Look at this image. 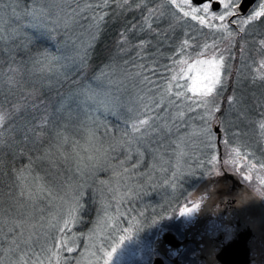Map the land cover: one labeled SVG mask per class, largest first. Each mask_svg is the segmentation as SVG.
I'll return each mask as SVG.
<instances>
[{
  "label": "rangeland",
  "instance_id": "1",
  "mask_svg": "<svg viewBox=\"0 0 264 264\" xmlns=\"http://www.w3.org/2000/svg\"><path fill=\"white\" fill-rule=\"evenodd\" d=\"M34 8L32 11L38 16L37 20L40 19L50 27L66 22L67 18L66 16L64 18V14L70 9L69 1L66 0H36ZM26 25L28 26L29 23ZM253 26H249L248 42H251V45L247 46V49L249 51V47L254 44L251 57L258 60L264 55L258 47L259 38L262 37ZM247 57L244 54L242 59L251 63ZM238 68L242 69L238 95L245 100L250 97L256 99L243 106L245 111L239 115V118L237 115H231L229 124L220 127L224 133L220 141L222 159L234 160L235 169L240 173V177L243 179L244 176L250 175V180H243L251 183L255 191L257 189L262 191L263 185L260 181L264 179V168L261 167L264 165V153L256 154L250 151L264 150V130L259 128L264 114L259 103L264 100V87L249 83V72L245 65L241 64ZM129 77L131 76L118 75L114 82H108V79L104 78L105 81L101 80L103 83L88 89L87 96L82 88L65 105L68 114H58L60 131L56 132L55 138L62 141L64 145L62 153L64 151L66 159L63 161L66 171L60 179L63 192L60 193L54 188L58 203L56 202L54 208L51 206L52 209L49 206L43 207V201L39 200V207L42 209L38 208L37 216L32 218L38 234L47 236L54 230V235L52 234L54 251H58L56 244L60 239L67 236L68 241H71L75 238L77 252H61V264L67 257L79 258L81 264H97V260L98 264H103L105 251H112L109 264H144L145 259L152 253L153 241L165 231L162 224L166 222L165 217L172 215H165V211L161 210L165 200L180 196L182 199L177 203L180 205L177 208L179 214V209L184 204L197 199L192 192L198 183L192 184L188 189L187 186L178 185L176 182L173 186V180L175 178L184 180L185 176L192 175L193 172L211 169L209 161L213 156L217 157L216 167H220L215 133L212 130L215 122L206 124L195 112L187 113L183 118L185 122L169 119L165 126L164 121L153 120L141 129V132L146 130L147 135L134 133L132 125L134 123L139 125L140 120L148 119L149 115L154 113L145 105L150 106L154 101L160 100L161 95L157 97L149 93L150 87L143 83L142 78L136 79V82L128 79ZM230 85V93L227 95L232 94L233 89L237 87V80L232 78ZM83 97L90 99V106L87 108L82 102ZM199 111L203 114V109ZM97 112L104 113L108 119H102L100 116L95 120L88 116ZM171 115L176 117V111L172 110ZM112 117L123 121L126 126L123 128L124 133L120 132L118 126H113L119 120L115 118L112 120ZM86 120L91 126L86 125ZM176 124L179 126H174ZM225 127L229 129L227 132H224ZM206 129H211V134H208ZM60 146L62 148L61 144ZM113 146L115 152L112 150ZM193 146L198 151H196L198 162L187 166L188 162H185V158L188 160L190 156L187 151ZM200 149H210V152L202 157ZM237 151L239 156L246 159L245 162L238 159ZM145 152L147 156H144ZM111 156L114 157L112 161ZM120 161L125 163L117 169L120 174L115 175L110 165L119 164ZM124 169L128 171L125 172ZM225 170L233 171V167L229 166ZM100 181L105 183L101 185ZM87 188L92 189L97 205L89 228L82 233H75L73 226L76 221H73L69 225L70 230H66L65 233L60 232L64 220L68 219L69 212L76 207V202ZM149 195L152 199L156 195V199H148ZM21 201L24 202L23 198ZM37 204L36 201L35 205ZM137 206H141V209L135 208ZM77 213L78 208L72 214L76 216ZM140 217L148 219V224L143 230L145 236L142 237L136 233ZM20 219L24 221V215ZM121 237L125 239L121 240ZM81 253L83 256L78 255ZM51 260L52 264H57L54 257Z\"/></svg>",
  "mask_w": 264,
  "mask_h": 264
},
{
  "label": "trees",
  "instance_id": "2",
  "mask_svg": "<svg viewBox=\"0 0 264 264\" xmlns=\"http://www.w3.org/2000/svg\"><path fill=\"white\" fill-rule=\"evenodd\" d=\"M66 1H69L70 8L64 14V18L66 16L67 20L65 19L66 22L64 21L59 26L54 27L42 23L40 19L37 20V15L33 17L21 16L19 20H16L11 14L10 0H2L4 11L0 13V104L3 105L5 110L13 107L15 119V124L11 128L0 130V237L9 228H14L15 224H22V228H15L18 234L22 233L20 237L21 248L28 252L31 259H35L32 256L34 250L37 256L41 258L42 264H52L48 249L52 251L55 249L53 247L55 243L52 239L54 230L49 232L47 236L38 234L32 217L37 216L38 208L42 209V207H39V200L43 201V207L49 206L51 208L52 206L54 208L56 202L58 203L55 190H59L60 193L63 192L60 179L66 171L63 166V161H66V159L64 151L62 153V150H64L62 141L55 138L56 132L60 131L58 114H68L65 105L70 102L69 99L82 88H84L83 91L86 92L87 96L88 89L93 85L103 83L101 80H104V78H107L108 82H114L115 77L118 75L125 77L129 75L131 77L128 79L136 82L140 78L143 79V70L138 65L144 63V61L137 59L135 63L132 62L136 51L133 45L138 42V39L133 38L130 30L128 33L129 43L126 45L128 48L127 55L118 43L119 34L124 31L127 25L143 23L140 12L135 9V5H132L130 9L128 6L123 5V0H119L121 6H118L116 2H110L108 7L100 8L98 6L100 0H77L81 11L73 15V9L77 8V3H71V0ZM136 2L147 4L150 8L160 6L161 11L165 13L159 19L160 28L163 33L170 34L172 39H176L178 36L183 39L185 38L183 33L190 31L188 26L181 28L174 20L171 21L172 27H169L171 18L168 14L169 6L166 0H136ZM35 3L36 0H18V2L17 0H11V5L16 7L19 12L32 11L35 9ZM129 4H132V0H129ZM104 12H107V15L104 16L102 21L98 20V17L103 15ZM152 22L155 27V19ZM26 23H29V25L27 26ZM144 26L146 27V25ZM258 31L260 32L259 36L263 38L264 25L263 30ZM93 32H95L94 41L90 40V34ZM141 35L143 33H137V37ZM249 36L250 34H247L246 40H240V44H245V41H247L246 47L250 46ZM203 39L202 37L201 42H203ZM208 39L211 42V39ZM237 39L239 40V37ZM74 44L76 45L75 48L73 47ZM82 44L84 49L87 50V58L80 66ZM153 45H155V41H153ZM168 47H171L170 41L165 42L161 47V51ZM221 47L224 48L227 45L222 44ZM253 47L254 44L249 47V51L245 52L247 56L253 54ZM233 51H236V48ZM145 55L153 57L158 66L170 63L166 59L168 55H171L170 52H165L162 57L153 48ZM225 55H228V53H225ZM229 64L235 72L236 68L243 63L237 64L236 60H232L229 61ZM166 74L171 75L172 73L168 71ZM231 80L232 78L228 79V90L225 91V96L230 93ZM167 82V80H161L163 85H166ZM149 93L157 97L161 95L154 87L150 88ZM89 101L88 97H83L82 102L87 105L86 108L90 106ZM222 107H224V104H222ZM88 116L95 120H98L100 116H102V119H108L104 116V113L99 112ZM154 116L155 112L150 114L147 120L151 123L154 119L150 117ZM114 118L117 119V117H112V120H115ZM86 125L91 126L87 120ZM97 126L99 127V125ZM113 126H118L120 132L124 133L123 128L126 126L123 121L119 120ZM98 127L96 130H98ZM12 129L16 130L13 131ZM115 134L116 132H114ZM29 137L35 141L34 145H28L33 155L40 156L43 153L42 160H35L31 170L24 172L26 177L24 185L29 191L35 192L37 184L44 187V191L31 200L28 199L27 195L23 197L19 195L20 186L16 176L11 171L12 169L26 168L28 160L25 156L13 157L8 148L9 144L12 145L13 151L16 150L17 145L23 148L24 143L21 142L27 143ZM36 149H41V151ZM196 149L194 146L188 149L187 152L190 156L188 160L185 158V162H188L187 166L198 162L196 157L198 151ZM247 150L250 151L248 148ZM200 151V156H204V154L210 152V149H200ZM250 152L259 154V152L264 153V150ZM247 155L250 156L248 153ZM144 156H147L146 152ZM204 172L205 170L193 172L192 175L185 176L184 180L175 178L173 184L176 182V184L187 186L189 189L192 184L199 181ZM36 176L41 179L36 181L34 179ZM54 188L56 189L54 190ZM22 198L24 202L21 201ZM148 199H156V195L153 199L149 195ZM180 199H182L180 196L166 199L161 210L165 211V215L174 214L178 207L177 203L181 201ZM36 201L38 202L37 205H35ZM79 204L82 210L78 208L77 220L73 226L75 233L86 231L95 216L97 205L91 188L85 189V192L81 194ZM135 208L141 209V206ZM23 215L24 221L20 219ZM169 217H165L166 222L162 223L163 226L170 222ZM139 219L140 224L137 225L136 233L142 237L145 236L143 230L148 224V219L145 217ZM24 241L28 243L25 244ZM2 252H4V248H0V253ZM150 256L145 259L144 264L149 263ZM2 258L0 257V259ZM17 258L12 257L13 260Z\"/></svg>",
  "mask_w": 264,
  "mask_h": 264
},
{
  "label": "snow or ice",
  "instance_id": "3",
  "mask_svg": "<svg viewBox=\"0 0 264 264\" xmlns=\"http://www.w3.org/2000/svg\"><path fill=\"white\" fill-rule=\"evenodd\" d=\"M110 2H116L118 6H121L119 0H100L98 6L106 8ZM71 3H77V0H71ZM166 3L169 6L168 14L171 18L169 27H172L171 21L174 20L181 28L185 26L190 28V31L183 33L185 38L180 39L178 36L176 39H172L170 34L163 33L159 19L165 13L161 11L159 5L150 8L147 4L137 3L136 0H132V4H129V0H123V5L128 6L130 9L132 5H135V9L140 12L143 23L127 25L124 31L119 34V47L127 55L128 48L126 45L129 43L128 33L131 30L133 38L138 39V42L133 45L136 51L132 62L135 63L137 59L144 61V63L138 65L143 70V83L150 88L154 87L156 91L161 93L160 100L154 101L150 106L145 105L151 112H155V116L150 118L164 121L165 126H167L169 119L185 122L184 116L187 113L195 112L206 124L215 122L218 128L225 126L229 124L231 115H237V118H239V115L245 111L243 106L252 103L256 99L250 97L245 100L238 95V83L242 69L236 68L233 72L229 61L236 60L237 64L243 63L248 68L249 83L253 86L258 84L260 87H264V55H261L260 59L257 60L249 54L247 59L251 60V63H247L246 60L242 59L245 52L248 51L247 41H245V44H240V40H245L250 31L249 26L264 25V0H258V2L257 0H166ZM9 6L11 7L12 17L16 20H19L21 16H36L35 12L31 10L19 12L16 7L11 5V0ZM3 11L4 5L0 0V13ZM78 11L81 10L77 3V8L73 9V15H76ZM106 15L107 12H104L103 15L98 17V20L102 21ZM154 19L156 21L155 27L152 22ZM137 33H143V35L137 37ZM202 37L204 38L203 42H201ZM237 37H239V40ZM208 38L211 39V42ZM90 40H95V32L90 34ZM153 41H155V45H153ZM168 41H170L171 47L161 51V47ZM222 44L227 45V47L222 48ZM73 47L75 48L76 45L74 44ZM258 47L264 52V38L258 41ZM153 48L162 57L165 52H170L171 55L166 57L170 63L158 66L153 57L145 55ZM234 48H236V51H233ZM225 53H228V55H225ZM80 55L82 57L80 66H82L84 59L87 58V50L84 49L83 44L81 45ZM168 71L172 74H166ZM229 78L237 80V87L233 89L232 94L225 96L224 93L228 90ZM161 80H167L168 82L166 85H162ZM165 98L167 99L165 100ZM259 103L262 113H264V100L259 101ZM222 104L226 107H222ZM200 109H203V114L200 113ZM172 110L176 111V117L171 115ZM13 111V107L5 110L3 105L0 104V130H8L15 124ZM148 124L149 120L142 119L139 121V125L135 123L132 125V131L147 135V131L141 132V129ZM174 126L178 127L179 125ZM259 128L264 130V114H262ZM12 130L15 131L16 129ZM228 130L225 127L224 132ZM206 131L211 134V129H206ZM223 135L224 133H221V138H223ZM21 143H24L23 148L17 145L16 150L13 151L11 144L8 145V148L13 157L25 156L28 160V166L24 169H12L11 171L16 176L20 186L19 195L21 197L27 195L28 199L31 200L37 194L42 193L44 187L37 184L35 192L29 191L24 185L26 179L24 172L31 170L35 160H42L43 153L40 156L33 155L28 145H34L35 141L30 137L27 138V143L23 141ZM36 150L41 151V149ZM112 150L115 152V146ZM237 155L239 156V151H237ZM113 158L111 156L110 160L112 161ZM216 160L217 157L213 156L212 160L209 161L212 170L206 172L219 174V171L232 166L234 173L240 174L235 171L236 162L234 160H224V167L221 168L216 167ZM124 163V161H120L119 164L111 163L110 167L115 175L120 174L117 169L122 167ZM261 167L264 168V165H261ZM124 171L127 172L128 170L124 169ZM34 179L39 181L41 178L36 176ZM243 179L250 180L251 176H244ZM104 183V181H100L101 185ZM260 183L264 185V179ZM256 194L264 196V191L257 189ZM190 202L191 206L179 209L180 215L191 214L199 208V200L195 202L190 200ZM77 208L82 210L79 201L76 202V207L69 212L68 219L64 220L63 227L59 229L60 232L65 233L66 230H70L69 225L77 220V217L72 214ZM15 228H22V224H15L14 228H9L0 237V248H4V252L0 253V257H3L0 259V264H42L41 258L37 256L34 250L32 256L35 259H31L28 252L21 248L20 237L22 233L18 234ZM123 239L125 238L121 237V240ZM24 243L27 244L28 242L24 241ZM56 248L58 251L48 249L51 254L50 259L54 257L57 264H61V252H77L75 238L68 241L67 236H65L64 239L57 242ZM78 255L83 256L82 253ZM92 255H95V253H92ZM111 255L112 251L104 252L103 264H109ZM12 257L18 258L13 260ZM63 264H81V259L67 257L64 259Z\"/></svg>",
  "mask_w": 264,
  "mask_h": 264
},
{
  "label": "flooded vegetation",
  "instance_id": "4",
  "mask_svg": "<svg viewBox=\"0 0 264 264\" xmlns=\"http://www.w3.org/2000/svg\"><path fill=\"white\" fill-rule=\"evenodd\" d=\"M253 27L263 30V25ZM215 143L218 150L216 138ZM217 154L219 168L224 167L222 150ZM238 159L246 161L241 156ZM197 183L192 192L197 199L192 202L199 200V208L180 215L178 205L165 231L153 241L148 264L156 259L159 264H264V196L257 195L253 185L232 170L205 171ZM166 232L170 237L163 235ZM235 250L239 252L236 261Z\"/></svg>",
  "mask_w": 264,
  "mask_h": 264
},
{
  "label": "water",
  "instance_id": "5",
  "mask_svg": "<svg viewBox=\"0 0 264 264\" xmlns=\"http://www.w3.org/2000/svg\"><path fill=\"white\" fill-rule=\"evenodd\" d=\"M212 130L213 132L215 133V138H216V142H217V145H218V151H219V154H221V146H220V139H221V133H222V130L221 128L217 126V124H213L212 125ZM165 237H170V234L169 233H165L163 234ZM238 250V249H237ZM238 257H239V252L235 250V256L233 255V260L236 261L238 260ZM243 258V256H242ZM160 263V259H156L154 260L153 264H159ZM237 263V262H236Z\"/></svg>",
  "mask_w": 264,
  "mask_h": 264
}]
</instances>
